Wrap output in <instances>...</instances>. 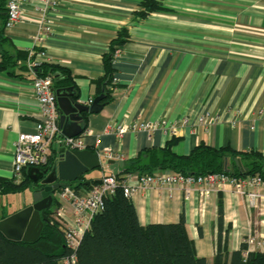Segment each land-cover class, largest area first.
Returning a JSON list of instances; mask_svg holds the SVG:
<instances>
[{"label":"crops","instance_id":"0c3cea01","mask_svg":"<svg viewBox=\"0 0 264 264\" xmlns=\"http://www.w3.org/2000/svg\"><path fill=\"white\" fill-rule=\"evenodd\" d=\"M144 1L63 0L50 15L47 35L34 0L22 6L12 29H4L6 9L0 12V61L3 53L19 58L13 74L0 70V179L12 180L14 143L19 134L34 133L40 119L24 55L44 52V64L68 69L78 103L90 105L104 75L103 57L121 29L129 37L113 57L111 100L81 124L89 132L84 147L99 155L102 167L82 182L113 175L108 161L122 162L119 180L137 175L123 171L142 152L161 150L169 141L178 156L199 144L264 156V0H157L161 10L139 18ZM143 124L157 128L149 133L139 129ZM119 127L126 130L121 136ZM244 192L260 197L250 204L233 187L215 185L204 198L196 186L165 187L134 193L130 201L141 226L177 223L183 215L196 256L213 264L217 251H238L249 237L261 245H246L248 252L264 253V186ZM0 208V220L20 211Z\"/></svg>","mask_w":264,"mask_h":264},{"label":"trees","instance_id":"16d2710c","mask_svg":"<svg viewBox=\"0 0 264 264\" xmlns=\"http://www.w3.org/2000/svg\"><path fill=\"white\" fill-rule=\"evenodd\" d=\"M7 1L0 0V12H5ZM159 10L161 7L157 0H146L141 3V10L136 12V16L144 18ZM128 37L127 29L118 31L116 38L110 43L109 53L103 57L104 75L96 83V98L102 96L99 102L102 106L109 103L111 90L115 87L113 57ZM24 56L26 60L29 54ZM32 58L34 59V56ZM18 59L3 53L0 70L13 74L11 70L17 66ZM33 72L38 77L51 78L54 91L71 88L74 99L78 100V93L68 69L41 62ZM87 115L82 114L84 118H87ZM173 143L174 141H169L161 150L152 149L142 152L129 163L123 173L138 172L141 175H153L156 171H171L196 176L226 173L237 178L258 175L264 181V156L259 153L213 149L199 144L189 155L178 156L171 151ZM56 154L58 155V152L53 153L51 161L55 160ZM55 163L52 162L50 169ZM116 177L119 179L118 176ZM82 179L83 176L70 186H74L77 190L96 184L91 181L86 184ZM29 183L26 176H23L20 182L0 179V195L23 193L28 189ZM48 218L50 221L44 224L40 237L35 243L11 241L0 236V264H65L64 260L71 254L76 258L73 264H207L206 259L199 258L195 254L194 244L187 234L183 215L177 223L141 226L132 202L124 197L121 188L105 200L104 210L92 219L90 230L74 252L65 245L62 225L49 215ZM218 220L220 242L221 204L218 207ZM246 252V244H242L240 250L231 254L227 252L222 254L219 250L213 264H264V253Z\"/></svg>","mask_w":264,"mask_h":264},{"label":"built area","instance_id":"2783aa9c","mask_svg":"<svg viewBox=\"0 0 264 264\" xmlns=\"http://www.w3.org/2000/svg\"><path fill=\"white\" fill-rule=\"evenodd\" d=\"M36 9L41 13V33L47 35L51 32L52 24L50 15L53 14L63 0H34ZM28 0H8L6 3V20L4 29H12L22 18L23 5ZM34 56V59L32 58ZM44 52L35 53L31 51L25 62L27 70L32 75V88L37 101L40 119L36 124L35 132L31 134H19L14 143L13 157V177L16 182H20L23 172L28 168L40 170L50 169L52 166L51 156L54 152L64 148L66 150H84L83 136L89 134L84 131L80 136L74 138L65 137L57 126L58 106L54 90L52 89L51 78L38 77L33 71L42 62ZM115 82V81H114ZM91 104V102H90ZM200 122L203 118L199 119ZM188 120H183L182 124H187ZM157 128V124H143L139 127L152 133ZM136 129V128H134ZM125 128L119 127L117 135H122ZM105 156L110 158L108 150ZM215 185H229L233 187L237 194L246 195L249 203L254 204L259 199L257 192L245 193L244 188H260L264 186V181L258 175L245 177H232L226 173L207 174L204 176L185 175L171 171H163L153 175H129L124 180H119L114 175H103L100 182L89 188L75 189L74 186H65L55 193L57 210L52 219L58 221L64 231L65 245L71 251H75L84 235L90 230L92 219L101 213L105 207V200L113 196L118 188H121L124 197L130 199L134 193H140L149 189L159 188H185L191 190L194 186L201 198H204L215 187ZM67 204L70 218H65ZM245 244L250 248L253 245H261L253 237L247 238ZM248 252V250H247ZM246 252V253H247ZM246 253L244 255H246ZM76 258L71 254L64 260L65 264H73Z\"/></svg>","mask_w":264,"mask_h":264},{"label":"water","instance_id":"95a60500","mask_svg":"<svg viewBox=\"0 0 264 264\" xmlns=\"http://www.w3.org/2000/svg\"><path fill=\"white\" fill-rule=\"evenodd\" d=\"M54 93L58 106L57 126L68 138L77 137L83 132V113L97 114L103 108L99 103L102 96L95 98L90 105H85L74 99L71 88L58 89ZM107 165L116 176L122 162L108 161ZM101 167L99 155L91 150L69 151L61 148L58 150L57 162L51 169L28 168L26 174L31 182L28 187L32 196L31 203L19 212L0 220V236L11 241L35 243L44 224L50 221L43 211L50 208L54 193L79 180L84 174ZM53 211L52 209L51 212Z\"/></svg>","mask_w":264,"mask_h":264},{"label":"rangeland","instance_id":"374dc122","mask_svg":"<svg viewBox=\"0 0 264 264\" xmlns=\"http://www.w3.org/2000/svg\"><path fill=\"white\" fill-rule=\"evenodd\" d=\"M26 191V192H25ZM24 192L25 194H11L8 196H0V207H5L6 210L10 209V212H14L18 209H23L25 205H28L31 203L32 196L30 195V192L28 189H26ZM58 204H55L53 207V210H57ZM55 208V209H54ZM1 210V208H0ZM51 212V217L54 215L55 212Z\"/></svg>","mask_w":264,"mask_h":264},{"label":"flooded vegetation","instance_id":"af4514ba","mask_svg":"<svg viewBox=\"0 0 264 264\" xmlns=\"http://www.w3.org/2000/svg\"><path fill=\"white\" fill-rule=\"evenodd\" d=\"M54 195H55V193H54ZM55 204H56V200H55V198L53 197V202H52L50 208L47 209V210H44L43 213H44L46 216H48V215L51 216V210L53 209V207H54Z\"/></svg>","mask_w":264,"mask_h":264}]
</instances>
